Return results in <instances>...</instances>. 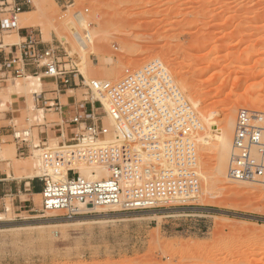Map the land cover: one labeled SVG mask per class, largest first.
I'll return each mask as SVG.
<instances>
[{
    "label": "rangeland",
    "instance_id": "obj_1",
    "mask_svg": "<svg viewBox=\"0 0 264 264\" xmlns=\"http://www.w3.org/2000/svg\"><path fill=\"white\" fill-rule=\"evenodd\" d=\"M7 1L13 6L19 0ZM33 1L32 14L18 15V27H30L45 42L63 43L87 81L115 82L128 68L163 65L180 96L184 124L180 147L167 156L176 165L164 173L193 174L198 191L180 196L195 191L194 185L172 186L152 174L146 178L158 180L151 183L152 201L169 200L161 207L86 210L73 217L42 210V195L22 209L7 198L0 205V264H264L262 184L236 182L215 170L225 114L233 110L236 119L243 107L264 112V0H37L38 7ZM8 34L5 43L14 42ZM24 79L17 81L22 85ZM84 93L78 91L80 99ZM31 102L15 121L17 130L60 121L35 106L32 94ZM104 121L117 128L110 115ZM33 136L38 144L36 128ZM132 148L134 154L156 152L138 141ZM157 152L160 160H152L168 168L164 149ZM33 154L23 164L42 175ZM143 159L152 161L149 155Z\"/></svg>",
    "mask_w": 264,
    "mask_h": 264
},
{
    "label": "built area",
    "instance_id": "obj_2",
    "mask_svg": "<svg viewBox=\"0 0 264 264\" xmlns=\"http://www.w3.org/2000/svg\"><path fill=\"white\" fill-rule=\"evenodd\" d=\"M9 5L7 0H0V14H6V17L1 19L2 28L16 30L18 15L23 6L17 3ZM63 58H67L66 63ZM8 61L14 65L13 74L17 78L29 77L27 67L33 66L36 71L43 69L45 75L55 78L61 86L74 83L86 89L85 100L96 105V112L92 111L91 123H87L79 114L72 116L70 122L76 124L77 129L71 143L92 144L98 140L117 138L124 142L127 138L145 144L148 147L146 150L153 149L157 152L161 147L166 159L170 161L166 168L155 163L160 160L156 155L158 152L148 153L151 160L156 159L152 161L135 153L134 161L123 166L120 155L116 152L102 160L110 165L107 176H84L73 166L67 167L65 172L57 175L44 173L39 175L44 184L41 192L42 210H59L65 216L73 217L83 213L90 206H112L120 211H143L161 207L169 200L167 197L158 203L152 201L151 194L155 184L146 180L152 174L169 180L172 186L176 183L181 185L184 181L194 185L195 191L183 192L180 196L195 194L198 191V180L193 174L180 177L172 176L170 172L164 173L167 170L172 171V164L176 165L167 156L175 154L174 149L180 147V133L184 124L180 123V96H176L178 92L172 86L171 77L160 62L154 61L135 70L128 68L122 79L115 82L95 78L87 81L61 43L43 46L34 32L28 34L22 52L12 55ZM101 95L108 99L110 111L102 103L99 97ZM57 100L53 106L59 111L61 105L59 99ZM107 115L117 122L124 123L125 131L107 128L104 121ZM14 136L22 149V146L31 140V129L16 130ZM48 145L39 142L34 144V147ZM232 148L228 170L230 177L236 181L264 183V112L245 107L238 110ZM166 149L169 151L168 155ZM128 181L134 182L137 189L130 194L124 189ZM160 185L158 183L156 186ZM163 185L165 183L161 188ZM138 190H143L145 195H141Z\"/></svg>",
    "mask_w": 264,
    "mask_h": 264
},
{
    "label": "crops",
    "instance_id": "obj_3",
    "mask_svg": "<svg viewBox=\"0 0 264 264\" xmlns=\"http://www.w3.org/2000/svg\"><path fill=\"white\" fill-rule=\"evenodd\" d=\"M14 3L23 6L21 12H28L27 2L15 1ZM20 12V13H21ZM19 13V14H20ZM6 17L5 13L0 14V205L6 204V199L11 198L15 209H22L31 206L36 196H40L43 190V182L37 174H31L29 167L24 166L23 161L31 156L34 147L33 130L37 129V137L40 143H50L57 140L58 144H69L77 129V125L71 123L73 115L79 114L87 122L91 123L92 111L96 112V105L84 98L80 99L78 91L85 89L72 83L69 86H61L58 81L44 74L43 69L35 70L28 66L27 71L32 76L41 79L39 92L29 93L17 81L19 78L13 74L14 65L8 60L12 55H19L25 47L30 27H18V29L5 30L2 28L1 19ZM4 32L15 41L5 43ZM37 38L42 41L43 46H48L39 33ZM31 94L34 105L43 108L49 113L57 114L60 121L46 122L31 127V140L20 148V143L15 139L14 132L17 130L16 120L22 119L25 112L30 108ZM61 105L57 111L53 106L58 102ZM96 121V120H95Z\"/></svg>",
    "mask_w": 264,
    "mask_h": 264
},
{
    "label": "bare ground",
    "instance_id": "obj_4",
    "mask_svg": "<svg viewBox=\"0 0 264 264\" xmlns=\"http://www.w3.org/2000/svg\"><path fill=\"white\" fill-rule=\"evenodd\" d=\"M30 1L32 2V0ZM33 2L35 3V5L38 4L37 0H34ZM38 6L39 4L37 5V7ZM47 11L48 10L43 11V14L45 15L49 14ZM30 14H32L31 11L21 12L20 17L22 19H25ZM52 14H55V12L53 11ZM31 22L33 23L36 22V18L35 20ZM43 27L45 28V26ZM42 31H44L43 32L44 35L49 33L48 30H47L48 32H46L44 29ZM58 37L61 39V42L62 40L63 41L65 40L64 35L60 33H58ZM66 44H67V41H66ZM82 72L85 76L87 75L84 68L82 69ZM22 86L29 93L39 92L41 89V79L38 76L36 77V76L30 75L29 77H26V80L25 82L22 83ZM103 102L104 104H106L105 106L106 108H108L107 110L110 111V105L108 103H105V101ZM106 102H109V101H106ZM31 103L29 105L30 107H32L33 105ZM235 120L236 119H235L233 110H229L224 116V129H222L223 130L222 137L219 141L220 144H218L219 146L218 155L219 156H217L216 169H215L218 176L222 177L228 174V177L231 180L233 179L230 177L229 172L227 173V170H229V162H230V158L233 152L232 138H233V133H234V128H235L234 127ZM114 124L118 130L125 131L124 128L126 127V125L124 123L115 121ZM132 144H133V141L130 139L125 138L124 142H122V140L119 138V139H114V140L112 139L98 140L97 142L92 143V144H84V143L76 144L75 143V144H65V145H60V146L58 145V146L38 147L34 149L33 151L34 154L32 153L34 155L33 157L36 159L34 161V158H33V161H34L33 164L36 167H39L40 174L50 173V174L57 175V174H61L62 171L65 172L67 170V167L73 166V167H77L80 170L81 174L84 176H90V177L94 176L95 178H100L102 176H107L109 174L110 165L102 162V160L110 157L111 154L113 153L115 154L116 152H118V154L120 155L119 157L120 161L123 164V166H126L128 162L134 161V152H133ZM1 149L2 147L0 146V153H2ZM137 156L142 157V158L143 157L148 158V155L142 150L138 151ZM94 171L95 173L93 174ZM156 181L158 180L152 178L151 181L150 180L148 181V183H152ZM233 181H236V180H233ZM236 182H243L245 184L246 183L250 184L253 181L247 180V181H236ZM258 184H262L263 189H264V183H258ZM135 185L136 184H134V182L128 181L127 185L124 187L126 193L130 194L134 192L135 190H137L135 189ZM138 192L141 195H144L142 191L138 190ZM262 194H264V191H262ZM114 208L115 207H112V206H107V207L90 206V207H87L85 209V211L86 210L87 211L86 212L84 211V212L85 214H89L90 212L98 213V212H101L100 210H106V209L113 210ZM11 210H12V206H8L7 211L10 212ZM57 211L59 210H46V212L47 213L49 212L50 214H54ZM59 212L63 214L62 211H59ZM61 216L65 217L64 214Z\"/></svg>",
    "mask_w": 264,
    "mask_h": 264
}]
</instances>
